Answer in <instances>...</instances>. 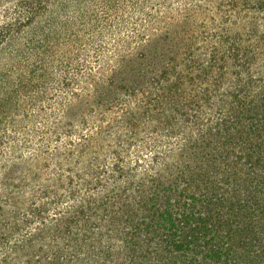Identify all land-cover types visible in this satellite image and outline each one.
Listing matches in <instances>:
<instances>
[{
    "label": "trees",
    "instance_id": "16d2710c",
    "mask_svg": "<svg viewBox=\"0 0 264 264\" xmlns=\"http://www.w3.org/2000/svg\"><path fill=\"white\" fill-rule=\"evenodd\" d=\"M0 264H264V0H0Z\"/></svg>",
    "mask_w": 264,
    "mask_h": 264
}]
</instances>
